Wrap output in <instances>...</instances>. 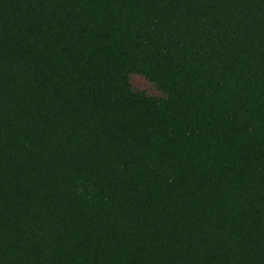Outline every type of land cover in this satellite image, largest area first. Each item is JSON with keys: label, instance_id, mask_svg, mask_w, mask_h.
<instances>
[{"label": "trees", "instance_id": "trees-1", "mask_svg": "<svg viewBox=\"0 0 264 264\" xmlns=\"http://www.w3.org/2000/svg\"><path fill=\"white\" fill-rule=\"evenodd\" d=\"M0 264H264V0H0Z\"/></svg>", "mask_w": 264, "mask_h": 264}, {"label": "rangeland", "instance_id": "rangeland-1", "mask_svg": "<svg viewBox=\"0 0 264 264\" xmlns=\"http://www.w3.org/2000/svg\"><path fill=\"white\" fill-rule=\"evenodd\" d=\"M131 85L137 91H142L150 95H159V91L140 76H132Z\"/></svg>", "mask_w": 264, "mask_h": 264}]
</instances>
